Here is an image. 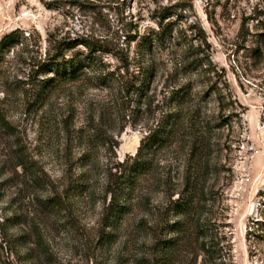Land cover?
I'll return each mask as SVG.
<instances>
[{
	"label": "rangeland",
	"instance_id": "rangeland-1",
	"mask_svg": "<svg viewBox=\"0 0 264 264\" xmlns=\"http://www.w3.org/2000/svg\"><path fill=\"white\" fill-rule=\"evenodd\" d=\"M161 22L171 34L153 43L148 108L133 113L121 91H138L137 45ZM16 30L0 76V117L17 134L0 123V264H264V0H0V40ZM83 40L96 63L48 87L40 66L91 52L66 51ZM171 91H192L184 111ZM179 110L176 137L112 221L104 172ZM187 177L197 200L179 216Z\"/></svg>",
	"mask_w": 264,
	"mask_h": 264
},
{
	"label": "trees",
	"instance_id": "trees-1",
	"mask_svg": "<svg viewBox=\"0 0 264 264\" xmlns=\"http://www.w3.org/2000/svg\"><path fill=\"white\" fill-rule=\"evenodd\" d=\"M163 22L160 23L161 32L151 34L149 36H144L140 39L137 45V55L138 59H142L144 67L142 65L138 66V74L143 78L138 91H121V93L126 92V97L131 96V107L133 110L131 112L135 113L136 110L141 111L147 104L146 100H149L150 91H144L143 87L148 86L147 82L154 76V70L147 61V56L152 51V46L154 42H161L168 38L171 34V28L167 26L162 27ZM23 33L19 30L13 31L12 33L6 35L0 40V76L2 74V65L5 62V56L9 53L15 46L22 44ZM136 39H133L135 41ZM83 45L91 52L84 54L78 51L73 52L70 56L62 53H55L51 56L48 61H45L38 72V75L51 76L46 83L47 86L51 87V83L56 80H69L77 81L82 74L90 69L96 62L93 57L95 49L87 41H73L66 44V51H73L78 46ZM191 57L195 56L190 53ZM194 64L197 68L202 67V60L195 59ZM142 66V67H141ZM192 91H171L170 101L174 104L173 108L177 111L178 108L184 111L185 106L191 99ZM212 93L216 94L215 91ZM124 98V96H122ZM217 102L221 105L224 104V99L219 95ZM187 108V107H186ZM178 113L164 114L158 121L157 125L149 130V133L141 140L140 146L134 157H130L125 161L117 162L111 164L112 166L104 172L103 177L105 178L106 184V194L109 196V205L107 206L106 212L108 213L109 219L112 221H118L123 218L128 208L129 202L132 200L135 191L138 188L140 181L148 176L154 169V155L165 147L169 146L170 143L176 137V132L178 131L181 124V111ZM175 111V112H176ZM191 112V111H187ZM191 113V115H193ZM171 115V116H170ZM188 120V119H187ZM1 128L8 132V135L17 139V134L12 131L11 125L5 120L4 117H0ZM201 143V142H200ZM200 146V144H196ZM23 153V162L21 166H28V159L26 158V152ZM87 157H84L82 167L86 168L88 166ZM185 191L178 193V198L173 202L174 212L179 216L190 215L195 208V202L197 200V187L196 184L191 182V177H187L185 180ZM47 205L52 209H59L61 203L57 200L50 199L47 201ZM172 247H170L171 249Z\"/></svg>",
	"mask_w": 264,
	"mask_h": 264
}]
</instances>
